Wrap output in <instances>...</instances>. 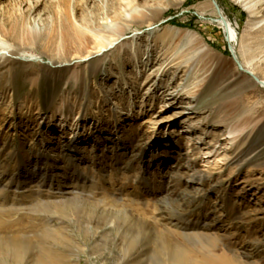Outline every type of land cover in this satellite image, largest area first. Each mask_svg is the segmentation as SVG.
<instances>
[{
	"label": "rangeland",
	"instance_id": "obj_1",
	"mask_svg": "<svg viewBox=\"0 0 264 264\" xmlns=\"http://www.w3.org/2000/svg\"><path fill=\"white\" fill-rule=\"evenodd\" d=\"M245 8L242 0H0V40L35 55L0 61V175L9 181L0 264H208L219 254L226 264H264V87L234 74L233 61L234 52L264 81V20ZM216 9L236 29L234 44ZM138 11L147 15L133 18ZM21 19L59 34L56 43L16 39ZM62 23L83 36L61 38ZM118 26L123 35L108 32ZM97 50L100 61L84 60ZM70 140L73 168L59 161ZM39 151L55 162L37 183L24 173L38 177ZM196 222L210 228L191 229Z\"/></svg>",
	"mask_w": 264,
	"mask_h": 264
},
{
	"label": "bare ground",
	"instance_id": "obj_2",
	"mask_svg": "<svg viewBox=\"0 0 264 264\" xmlns=\"http://www.w3.org/2000/svg\"><path fill=\"white\" fill-rule=\"evenodd\" d=\"M242 2L246 6L245 9L249 12L250 16H252L254 19L264 20V0H242ZM65 11L67 12V9ZM214 13L216 15H218L217 20H218L219 24L226 29V34L229 33L230 42H233V44H234V39H235V36H236V29L234 28L233 24L223 14L221 9L220 10L216 9L214 11ZM146 15H147V13L145 11H138V13L133 16V18H135V17L142 18V17H145ZM20 21L21 22L16 23L13 26V28H12V32L15 33L16 39H17V37H20L21 39L23 37V41L24 42L33 43L36 40L40 41V38L41 39L44 38V39H46L45 43L47 44V46H52V45H54V43H56V40H57L56 38L59 35V34L57 35L56 32H55V34H56L55 35L54 31H51V32H48V33L37 32L35 30L33 31V30L27 28V26H26V24H25L23 19H21ZM1 28H2V31L5 30V32H6V28L4 29V26H2ZM261 29H264V26ZM72 31H74V34L76 35L75 37L81 38L83 36L82 31H80L79 29H76V28H73V27L70 28V27L66 26L64 23L61 24V35H60L61 38H63V37L64 38H70V40H72V38H74V34H72ZM108 32L109 33L111 32V34H116L119 37L120 35H123V33L125 32V29L123 27H121V26H118V27L112 28L111 31H108ZM71 36H72V38H71ZM88 45H89V41L88 42H84L83 41V46L86 47ZM103 47H106V44H99V48L100 49L103 48ZM77 48H78L79 52H83V50H84V47L76 46V49ZM13 49H14V46L8 45V43H6L5 41H3L1 39L0 40V61L1 60L7 61L8 58H9L10 61H7V62H12L13 59H11V58L13 56H16L18 58L20 57V60H22V61H24V60L25 61H27V60L30 61V60H32L33 57H35V55H33V54L29 55L27 53L15 52ZM233 49H234V47H233ZM102 54L103 53L101 52V50H97V52L90 53L88 56L84 57L85 58L84 60L95 59L96 61H100L101 60L100 55H102ZM207 54H209V53H207V52L204 53L203 57L206 56ZM233 61H234V64H235V68L233 67L235 69L234 74L239 73V74H244V75H246L248 77H252L257 82H259L261 85H263V87H264V81H262L261 79L256 77V75H258L257 73L252 72V71H248V70L245 69V67H242L241 64H239L237 62V57L234 58ZM62 68H63V66L56 65L55 69H53V68L52 69H53L54 72H60V71H56V70H59V69H62ZM98 70H99V67H97L95 70H93L91 72V74H96L98 72ZM221 70H222V68L220 67V65L216 66V68L214 69V71H213V73L211 75V78L213 79V77H216L217 75H219ZM234 77H235V75H234ZM261 127L262 128L264 127V122L261 124V126H259V128H261ZM74 142L75 141H73V140L71 141L70 140V142H66V143H64V145L60 146L59 152L61 153V156H59V161L61 163H63V166H65L67 168H73L74 164L76 163V159L74 157L77 155V152H76V147H75ZM42 151H39L37 153L36 159L32 163V165L34 166L33 169H32L33 170L32 175H35V176L38 175V177L37 178H30V174H29V176H26V174H28V173H26V171L24 173L25 178L27 180H29V181H35L37 183L41 182V179L44 178L45 176H47V173L49 171L48 167L51 166L52 163L55 162L54 158H52L48 154V152L46 154H44L43 153L44 151L43 152ZM199 179L200 178H194L192 183H189V185L186 184L184 186V188H183L184 189L183 190L184 191L183 204L185 202H188V201L191 200L190 198H192V197H190V195L192 194L191 191L193 190L194 185H195L194 182L195 181H199ZM201 180L204 181V182L206 181V179L204 177H202ZM8 182H6L5 176H1L0 175V193L3 191L2 188L4 186H6ZM209 224L210 223H208V222H205L203 224L201 222H199V223L196 222L194 225H191V224H189V225H191L190 226L191 229H198L199 230V229H209L210 228ZM259 242L264 246V240H261ZM157 247H159V246H157ZM157 247H156V249H157ZM4 251H5V249H4ZM3 254H5V253H3ZM167 256H169V255H167ZM207 263L208 264H226V263H228V258L226 257L225 254H221V255L219 254L215 258H213L212 261L207 262Z\"/></svg>",
	"mask_w": 264,
	"mask_h": 264
},
{
	"label": "water",
	"instance_id": "obj_3",
	"mask_svg": "<svg viewBox=\"0 0 264 264\" xmlns=\"http://www.w3.org/2000/svg\"><path fill=\"white\" fill-rule=\"evenodd\" d=\"M216 6H217V8L219 9V7H218V5L216 4ZM233 57H235L236 58V55H235V53L233 52ZM237 62L239 63V64H241L240 63V61L237 59ZM67 64V63H66ZM66 64H63V65H66ZM68 65V64H67Z\"/></svg>",
	"mask_w": 264,
	"mask_h": 264
}]
</instances>
